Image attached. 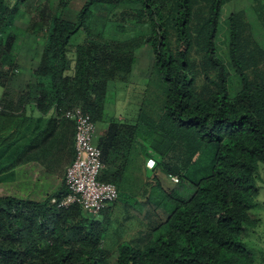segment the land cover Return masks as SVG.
<instances>
[{
    "label": "trees",
    "instance_id": "obj_1",
    "mask_svg": "<svg viewBox=\"0 0 264 264\" xmlns=\"http://www.w3.org/2000/svg\"><path fill=\"white\" fill-rule=\"evenodd\" d=\"M71 1L49 11L39 6L21 29L16 20L28 0H0V154L16 146L0 173L32 160L58 165L70 155L71 126L72 161L75 123L62 115L75 106L105 123L94 137L104 164L99 180L113 183L118 197L135 148L153 173L143 201L115 227L77 204L51 203L66 194L64 181L40 199L0 195V264H255L243 238L254 225L259 164L264 168V48L246 12L222 20L233 0H84L79 8ZM251 7L264 27V0ZM221 24L226 60L217 51ZM109 25L129 34L111 37ZM20 30L43 38L28 77L15 70ZM144 45L151 72L166 86L161 114L155 119L140 107L134 121L106 118L109 86L127 89ZM232 74L240 85L234 94ZM27 104L40 115L56 113L18 149L35 123Z\"/></svg>",
    "mask_w": 264,
    "mask_h": 264
},
{
    "label": "rangeland",
    "instance_id": "obj_2",
    "mask_svg": "<svg viewBox=\"0 0 264 264\" xmlns=\"http://www.w3.org/2000/svg\"><path fill=\"white\" fill-rule=\"evenodd\" d=\"M58 1L59 0H28V2L22 7L25 15L17 18L16 24L21 29L25 28L29 16L35 15L39 6H46V11H49L52 8H55ZM83 1L84 0H72L70 4L73 7L79 8ZM238 10H244L246 12L252 26L254 37L264 48V27L251 7V0H233L227 3L223 6L221 11V19H225L229 13ZM225 27H227L225 24H221L217 35V51L223 60H226L228 57L227 30H223ZM23 31L24 30L18 31L17 45L16 48L13 49L17 55L16 60L18 61V67L15 70H17L16 72L18 75L28 77L31 69L36 66L42 48L41 45L43 38L39 35L35 38L28 32L21 35ZM107 32L111 37L118 39L125 38L129 34H123L117 31L112 25H109ZM135 56L136 60L130 75L129 83L126 85L127 89L123 91L124 93L121 89H118V87L122 86L120 83L119 85L111 84L109 86L105 108L106 118H109L110 116L119 118V115L126 116L124 114L125 112H128L130 117L124 119L130 121L131 116L134 117V115H137L140 107H142L145 113L155 119L161 114L166 86L157 73L151 72L153 69L150 47L148 45L142 46L136 51ZM239 87L240 85L237 77L232 74L230 93L234 94ZM1 92L2 88L0 87V94ZM41 125V120L35 121V123L20 135L18 149L24 144V142L35 135ZM103 126H105V123L97 125V134L99 132V127L103 128ZM138 149L140 148H135L130 157L124 176L125 181L121 187V196L115 200L108 211L103 210L99 214H96L97 216H100L96 218L97 216L95 215V219L109 221L111 223L110 225L115 227V224L120 221L123 216L132 211L130 207H132L135 202L140 203L143 201L146 192H143L144 188L142 186L146 185V189L148 190L147 183L153 172L151 170V163L148 162V158L143 153H139ZM210 150L211 149H207L203 153L201 161L202 165H200L202 173H205V170H208L207 163L211 157ZM15 151L16 146L10 147L8 150L3 151L0 154V170L11 162ZM259 167L256 180L259 192L255 199L256 204L252 209L254 225L247 229V234L243 238V243L246 248L251 250L254 254L256 258L255 264H264V168L262 164H259ZM34 176L35 175H32L27 171V167H20L19 170L15 168L10 172L5 171L0 173V195L40 199L47 193H51L57 189L61 183V181L54 175H48L47 178L40 175V178L36 181L33 180ZM171 180L174 182V179Z\"/></svg>",
    "mask_w": 264,
    "mask_h": 264
},
{
    "label": "built area",
    "instance_id": "obj_3",
    "mask_svg": "<svg viewBox=\"0 0 264 264\" xmlns=\"http://www.w3.org/2000/svg\"><path fill=\"white\" fill-rule=\"evenodd\" d=\"M62 116L75 123L74 158L65 168L66 194L61 199L52 198L51 203L58 208L77 204L87 213L99 214L119 193L113 183L99 180L104 164L94 140L97 126L78 106L65 109Z\"/></svg>",
    "mask_w": 264,
    "mask_h": 264
},
{
    "label": "crops",
    "instance_id": "obj_4",
    "mask_svg": "<svg viewBox=\"0 0 264 264\" xmlns=\"http://www.w3.org/2000/svg\"><path fill=\"white\" fill-rule=\"evenodd\" d=\"M1 96V94H0ZM26 112L28 115H31L33 116V120L35 121H40L42 122V125L41 127L44 125L45 123V120L50 116V115H53L55 114V109L52 108L48 113H46L45 115H40L39 112L35 109L34 105L33 104H27L26 105ZM126 116H122V115H119V118L121 120H125L124 118H127V117H130L129 113L128 112H125ZM137 115H134V117L131 116V119L130 121H134L135 118H136ZM126 121V120H125ZM98 124H102V122H99L96 124V126ZM40 127V128H41ZM105 126H103L104 128ZM39 128V129H40ZM101 127H99V133L100 131L103 129ZM71 133H72V126L70 128H67V141L69 143V145L66 147L69 149L70 151V155L66 156L62 161H58V165L55 164L54 165H51L49 167H46L40 163H38L37 161L35 160H32V161H29L27 163H25L24 165H20V166H17L16 168L19 170L20 167H27V171L29 173H31L32 175H35L33 180L36 181L37 179L40 178V175H42L43 177H48V175H54L56 178H58L61 183H60V186L57 188L59 189L62 185V182L64 181V173H65V167L67 166V164L71 161L72 159V139H71ZM55 189V190H57ZM44 190V189H43ZM95 216V215H94ZM97 216V215H96ZM100 216V215H99ZM99 216H97L96 218H98Z\"/></svg>",
    "mask_w": 264,
    "mask_h": 264
}]
</instances>
